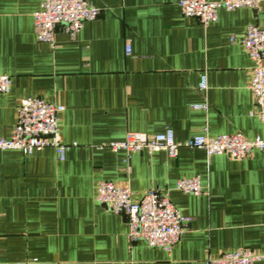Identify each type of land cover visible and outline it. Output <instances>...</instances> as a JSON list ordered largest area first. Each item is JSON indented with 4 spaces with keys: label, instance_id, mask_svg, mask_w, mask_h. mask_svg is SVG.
<instances>
[{
    "label": "crops",
    "instance_id": "0c3cea01",
    "mask_svg": "<svg viewBox=\"0 0 264 264\" xmlns=\"http://www.w3.org/2000/svg\"><path fill=\"white\" fill-rule=\"evenodd\" d=\"M41 1L0 0V75L11 81L0 93V137H10L19 100L36 96L63 105L60 138L71 146L61 161L52 148L0 149V264H206L237 248L264 255V150L233 159L200 148L170 157L105 146L167 129L178 142L264 137L250 113L252 62L241 45L248 24L264 26V3L219 9L203 25L181 14L179 0H90L98 16L73 37L58 25L49 44L35 36ZM192 176L202 194L175 189ZM100 181L127 186L133 201L149 188L166 192L190 226L170 251L131 241L125 215L95 200Z\"/></svg>",
    "mask_w": 264,
    "mask_h": 264
},
{
    "label": "built area",
    "instance_id": "2783aa9c",
    "mask_svg": "<svg viewBox=\"0 0 264 264\" xmlns=\"http://www.w3.org/2000/svg\"><path fill=\"white\" fill-rule=\"evenodd\" d=\"M264 0H179L177 5L185 17L197 19L203 25L215 22L219 9L234 10L250 8L258 10ZM98 8L90 0H42L35 12L33 21L36 39L49 44L54 43L55 28L59 25L71 37L75 36L86 20L95 19ZM241 45L251 62V76L248 82L256 114L264 124V26L250 23L246 26ZM126 46L125 52L129 53ZM11 81L7 75H0V93H7ZM198 89H206V76L201 74ZM194 108H206V104L193 105ZM64 109L57 102H48L40 97L25 96L19 100L16 108V122L9 138L0 137V149H15L30 154L35 149L52 148L57 160H64L66 150L71 146L61 141L58 127L59 113ZM75 145V144H72ZM112 151L131 152L164 151L175 157L181 147L200 148L207 156L226 155L241 159L252 149L264 150V137L246 138L241 133L197 134L178 142L170 129L152 135L143 132L127 133L120 141L105 144ZM175 189L192 195L204 192L198 176L180 178ZM95 200L114 213H123L126 218L127 236L131 241H143L149 247H158L166 251L180 240L190 226V218L184 216L171 203L166 192L149 188L139 200H131V191L127 186L109 181L98 182L95 188ZM264 258L248 248H237L221 253L206 260V264H254ZM29 261H14L7 264H29Z\"/></svg>",
    "mask_w": 264,
    "mask_h": 264
}]
</instances>
